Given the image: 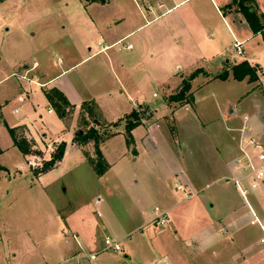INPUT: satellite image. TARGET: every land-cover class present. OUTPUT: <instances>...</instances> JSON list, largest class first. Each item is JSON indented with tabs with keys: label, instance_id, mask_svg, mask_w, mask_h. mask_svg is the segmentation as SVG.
<instances>
[{
	"label": "rangeland",
	"instance_id": "obj_1",
	"mask_svg": "<svg viewBox=\"0 0 264 264\" xmlns=\"http://www.w3.org/2000/svg\"><path fill=\"white\" fill-rule=\"evenodd\" d=\"M199 1L186 2L180 10L161 17L173 0H0V114L10 125H28L39 145H47L27 156L18 148L13 149L1 159L8 170L0 172V264H62L66 258L82 253L72 251L78 248L74 232L92 243L91 248L83 251L85 255L100 252L98 264L106 257L122 259L127 264H179V253L188 250L184 240L176 238L173 224L161 227L155 220L158 216L155 208L162 210L163 201L176 190L174 181L163 180L160 172L166 166L163 160L166 154L156 159L158 164L146 168L142 162L134 161L136 157L131 154L122 158L121 146L111 142L105 153L116 166L107 179L100 180L90 166V162L99 161L98 146L90 136L93 129L101 138L113 133L116 124L102 120L116 121L121 110L131 111L137 104L156 108L169 88L182 81L183 73L192 63L190 54L202 48L208 50L200 64L215 76L223 71L227 60L230 63L240 60L234 54L229 35L224 37L218 32L215 38H210L209 30L190 21L192 39L199 42L185 54L186 34L169 28L176 14L194 20L201 18L205 28H208L207 15L212 16L211 24L215 27L219 24L211 6L203 11L198 9ZM191 9L196 11V18L190 14ZM225 30L222 29L227 33ZM131 31L133 36L121 45L90 57L100 49L99 42L114 41ZM144 41H153V45ZM156 41H177L182 57L176 63L177 51L167 52L170 46L167 43H162L161 50ZM130 44L133 50L127 51L125 48ZM254 62L264 67V54ZM35 64L36 70L31 71ZM120 65L124 70H118ZM71 66L76 67L59 83L71 80L81 97L97 98L100 114L92 102L84 103L82 111L81 106H71L65 117L55 108L53 114H48L49 106L42 100L41 89L37 88L28 98L22 88L29 86L25 77L33 78L39 73L48 82ZM190 81L191 78L183 83L190 85ZM173 92L172 95L177 94ZM20 98L25 99L24 103H20ZM196 98L197 112L206 119L218 116L217 104H230L239 115L254 116L264 107V87L253 91L245 83L219 80L204 85ZM15 109L20 112L16 114ZM145 113L146 124L151 123L152 110ZM160 125L170 135L176 131L172 114L161 119ZM79 130L83 131L82 136L78 135ZM18 134L34 141V135H26L25 129ZM83 136L88 138L79 140ZM72 137L74 143L84 147L90 165L77 154L63 168L56 169L62 160L54 162L53 158L67 144L53 142L56 138L68 142ZM0 138L3 145L13 142L3 123ZM49 149L51 154L46 156ZM30 161H35V165L31 166ZM100 163L98 166L104 169L107 163ZM44 171L46 175L40 177ZM219 186L226 187L228 199L237 200L238 195L227 188L230 182L226 180L212 183L206 192ZM188 211L192 215L201 213L197 207ZM252 229L258 233L261 230L259 225ZM107 238L121 242L124 251L106 250ZM191 260L186 263L198 264V260ZM81 263L94 264L86 258Z\"/></svg>",
	"mask_w": 264,
	"mask_h": 264
},
{
	"label": "crops",
	"instance_id": "obj_2",
	"mask_svg": "<svg viewBox=\"0 0 264 264\" xmlns=\"http://www.w3.org/2000/svg\"><path fill=\"white\" fill-rule=\"evenodd\" d=\"M191 1L193 0H173L172 6L169 7L167 12L163 13L161 17L166 14L175 13L180 10L186 2ZM231 2L232 0H200L198 2V9L200 11L210 6L214 10L216 13L215 16L219 19V24L216 27L209 22L212 16L207 14L204 15H207L206 24L208 28H205V26L203 27L200 22L201 18L200 20L196 18V11L194 10V12L191 9L192 12L190 14L192 17L196 18V20L190 19L191 16L188 15L183 18L180 14H176V16L172 18L174 21L170 22L169 28L174 32L183 31L184 34H186L185 37L187 40L183 41L187 46V48L183 50L186 51L185 54H188L193 47H197L198 45L199 41H193L192 32L189 30V27H191L190 22H196L199 28L202 27L203 30L210 31V38H215L218 32H221L224 37L225 35L231 37L232 45L235 40L244 42V55L240 57V60H235L233 63L227 60L223 63V71L215 76L210 73L206 67L200 64L202 60H205L204 53L208 52V50L202 48L195 54H190L192 63L187 67L186 73H183L182 81H178L174 88H169L166 95L172 96V94H174L173 91L178 93V91L182 89V86H184V80L190 79L191 75L199 72L197 76L189 82L190 90L187 95L191 96L190 102L180 105L179 102H170V98L166 99L165 96L163 102L157 105L156 108L137 104L131 111H129L130 108L119 111L116 121L107 122L102 120L104 123L117 124L134 110L150 109L153 113L151 123L146 124V121L143 120L142 125L132 131L134 139L132 146H128L127 144L124 123L120 126L116 125L115 128L117 129L113 133L110 132L108 138L106 137L100 144V151L108 164V170L102 177L96 174L93 167L86 159L83 151L84 147L73 142L74 135L68 142L61 140V138H56L53 142V144L58 142L67 144L64 157L59 167L56 169L63 168L67 160L72 156L81 154L83 161L91 166L100 180L107 179V174L116 166V162H111L105 153L106 145L111 142L113 145L121 146L122 158L131 154L132 157H136L134 161L142 162L143 166L146 168L153 167L155 163H157L156 159H159L160 155L166 154L163 158V160H166V166L162 167L160 172L163 176V180L166 179L167 181L171 179L174 181L176 190L173 192L171 191L172 195L170 194L169 198L163 201L162 211L168 213L170 217L168 225L173 224L176 238H182L185 242V246L188 248L185 253H179L180 257L177 259L179 264H187L186 262L191 259L193 261L198 260V264H264V183L257 184V186L254 187L251 182L246 181L243 183L241 190L238 189L234 183V179L242 177V174L236 167V161L243 159V148L248 151L252 150L244 143L247 138H254L257 143L264 147V107L261 109V112H258L254 116H250L247 113L239 115L233 105L228 104L226 106L217 104L218 116L211 119L203 117L200 111L197 112L196 107L197 91L204 85L213 81L233 80L247 84V86L252 87L253 91H259L264 87V67L260 63L254 62L261 53L264 54V33L255 35L241 13H227V7ZM255 2L260 12L264 15V0H255ZM159 7L162 8L163 5ZM214 19H216V17ZM223 28L227 30L228 34L222 31ZM133 34L134 31H131L122 38L114 39V41L99 42L100 49L90 57L97 56L107 52L111 48L121 45V43L130 39ZM144 42H146L148 46L153 43V41ZM156 42H158L161 50L163 49V44L167 43L170 45L167 52L177 51V56L175 57L176 63L182 57L183 51L176 45L177 41ZM210 42L222 43L223 41ZM253 42L254 45H252ZM251 45L253 46L252 48L250 47ZM125 49L131 51L133 50V45L130 44ZM243 61H247L251 66L257 67L259 76L258 81L250 82L248 78L243 81L234 79L232 69L236 64ZM61 62L62 61L59 60L60 64ZM172 65L174 64L172 63ZM36 66L35 64L30 70L35 71ZM75 67L76 66L64 68L57 77L48 82H45L43 76L39 73H36L33 78L25 77L28 80L29 86H22V88L28 98L31 97L37 88L41 89L42 100L49 106L48 114H53L55 109L45 95V91L47 90L45 88L58 89L66 96L69 103H72L71 106H77V108L81 106V111L84 103L92 102L96 105L98 114H100L101 107L97 98L94 96L81 97L71 80H67V83H59L62 77ZM124 68L123 65H120L118 70H124ZM174 69L172 71H174ZM223 74H228L226 80L219 78V76ZM201 78L203 81H201ZM198 81L203 83L199 85L200 83H197ZM181 82L182 84L180 85ZM154 96L156 97V95ZM24 100V98L19 99L20 103H24ZM259 108H261V106H259ZM19 112L20 109H15L16 114ZM170 114H172L176 126V131L172 135L162 131L160 127L161 119L166 118ZM1 123H3L6 128L9 126L10 128L16 129L17 133L25 129L26 135L33 134L34 141L29 140L27 136L23 135L35 145V149L39 148L43 150V147H47L46 144L45 146L39 145L36 134L28 125H10L0 114V124ZM180 142L182 143L179 144ZM0 148L3 151L0 155V165L8 170V168L1 163V159L7 152L17 148L14 146L13 142L11 144L6 142V145H3L1 138ZM51 151V149H49V151L46 150V152H48L46 156H49ZM199 154L201 155L199 156ZM44 175H46V173L40 177ZM218 180L230 182V186L227 188H231L235 194L238 195L237 200L228 199L226 197V187L219 186L211 192H206L212 183ZM164 193L165 192H163V194ZM99 201L100 200H98L97 203ZM193 207H197L201 213L192 215L193 213L191 214L188 210ZM256 225H259L261 228L259 233L258 230L254 231L252 229L256 227ZM63 231V235L66 236L68 231L65 226ZM74 236L77 237V239L74 240L77 242L79 249L74 247L72 251H80L83 253L87 247L91 248L92 243L88 238L85 236L80 237L79 234L75 232L73 233V238ZM93 247H95V244ZM125 257L126 259L129 258V255ZM70 258L71 257L66 258L62 264H70L67 262ZM98 260L99 257L92 263L98 264ZM101 264L127 263L122 259L118 260L114 259V257H106L101 260ZM195 264H197V262H195Z\"/></svg>",
	"mask_w": 264,
	"mask_h": 264
},
{
	"label": "trees",
	"instance_id": "obj_3",
	"mask_svg": "<svg viewBox=\"0 0 264 264\" xmlns=\"http://www.w3.org/2000/svg\"><path fill=\"white\" fill-rule=\"evenodd\" d=\"M227 13H241L246 21L248 22L252 32L257 34L264 33V15L260 12L255 0H232L231 4L227 7ZM233 76L234 79L237 81H243L245 79H249L250 82H256L259 79L258 76V69L257 67L251 66L247 61H243L241 63L236 64L233 69ZM199 72L194 73L191 75V79H194ZM220 79L226 80L228 78V74H223L219 76ZM189 84L184 83V86L182 89L178 91L176 95H172L169 99L170 102H179L180 105L186 104V102H190V95H187V90H189ZM45 95L50 102V104L57 110V112L62 116L65 117L67 115V110L71 107V104L69 103L66 96L59 91L58 89H52L50 91L46 90ZM148 109H140L135 110L131 114L127 115L124 119L119 121L116 125L120 126L122 123H124V129L126 133V140L128 146H132L134 143V139L132 136V131L142 125L144 118L146 117L147 113L145 111ZM8 132L10 136L12 137L13 144L16 148L20 150V152L27 156L31 153H34L35 145L31 143L26 137L20 136L17 133V130L14 128H10L7 126ZM92 135H97L96 137L90 136L92 140L95 141V143L98 146L97 149V156L99 159L98 162H90L91 166L93 167L94 171L99 177H102L105 172L108 170V164H106V167L104 169L100 168V161L104 163L105 158L102 155V152L100 151V144L108 138V134L104 137H100V134L97 133L96 129L92 130ZM79 135V134H78ZM86 136L81 137L79 140H85ZM66 150V145H63L61 147L60 152L57 153L56 156H54L53 160L54 162L60 161L63 159L64 154ZM3 153V151L0 148V155ZM106 162V161H105ZM55 164V163H54ZM54 164L50 165L53 166ZM102 165V164H101ZM49 170V169H48ZM7 171L6 168L0 165V172ZM43 173V172H42ZM44 173H46L44 171Z\"/></svg>",
	"mask_w": 264,
	"mask_h": 264
},
{
	"label": "built area",
	"instance_id": "obj_4",
	"mask_svg": "<svg viewBox=\"0 0 264 264\" xmlns=\"http://www.w3.org/2000/svg\"><path fill=\"white\" fill-rule=\"evenodd\" d=\"M234 54L238 57H242L245 53L244 42L235 40L233 44ZM248 148L250 147L252 150L248 151L243 148V159L236 161V167L242 174V177L239 179H234V183L238 189L241 190L243 183L248 181L253 184V186H257V184L264 183V147L256 142L254 138H247L246 142H244ZM31 166L35 165V161L29 162ZM244 194V193H243ZM155 212L158 213V216L155 218L157 220V225L161 227H165L170 222V217L167 212H163L160 208H155ZM74 239H77L74 236ZM106 250H111L115 252L123 251V247L120 242L114 241L113 239L107 238L104 242ZM98 253H90L89 255H84L83 253H79L74 257H71L67 262L82 264L81 260L83 258H87L91 262H95L99 256Z\"/></svg>",
	"mask_w": 264,
	"mask_h": 264
},
{
	"label": "water",
	"instance_id": "obj_5",
	"mask_svg": "<svg viewBox=\"0 0 264 264\" xmlns=\"http://www.w3.org/2000/svg\"><path fill=\"white\" fill-rule=\"evenodd\" d=\"M80 136H82L83 135V132L82 131H79V133H78Z\"/></svg>",
	"mask_w": 264,
	"mask_h": 264
}]
</instances>
